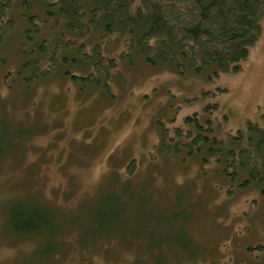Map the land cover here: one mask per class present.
<instances>
[{
    "label": "rangeland",
    "instance_id": "1",
    "mask_svg": "<svg viewBox=\"0 0 264 264\" xmlns=\"http://www.w3.org/2000/svg\"><path fill=\"white\" fill-rule=\"evenodd\" d=\"M27 2L0 46V264H264V185L232 181L220 155L249 122L264 126V37L238 74H178L136 52L108 94L75 81L85 72L74 65L30 80L25 63L67 30ZM101 38L104 55L124 51L103 30L88 49ZM194 115L222 144L166 152L162 128L196 131Z\"/></svg>",
    "mask_w": 264,
    "mask_h": 264
},
{
    "label": "trees",
    "instance_id": "2",
    "mask_svg": "<svg viewBox=\"0 0 264 264\" xmlns=\"http://www.w3.org/2000/svg\"><path fill=\"white\" fill-rule=\"evenodd\" d=\"M19 1L0 0V46L16 30L13 13ZM37 1L47 8V17L52 9L67 31L51 45L44 39L39 47L43 58L25 63L24 67L33 71L32 82L49 78L63 65H74L85 72L82 77H74L75 81L104 87L111 94L112 82H126L123 64L132 63L136 52L151 67L178 74H185L190 68L199 74L213 68L215 74H238L264 37V0ZM24 5L31 12L27 0ZM31 18L33 25L40 22L37 16L30 15ZM99 30L110 37L119 34L124 39V51L118 56L104 55L107 40L103 38L89 50L87 41ZM61 51H75L76 55L62 56ZM214 107L217 111L219 105ZM186 122L195 123L196 131L162 128L160 145L166 152H186L191 157L204 147L214 152L222 144L211 121L203 126L194 115ZM231 141L235 147L220 154L225 160V175L234 182L247 178L243 187L264 185V126L249 122ZM12 142L11 148L15 141ZM127 170L131 175L134 165ZM17 224L22 226V220H17ZM22 227L33 228L31 224ZM258 249L264 253V246Z\"/></svg>",
    "mask_w": 264,
    "mask_h": 264
}]
</instances>
